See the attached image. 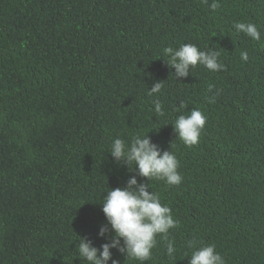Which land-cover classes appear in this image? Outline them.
Masks as SVG:
<instances>
[{
  "label": "trees",
  "instance_id": "16d2710c",
  "mask_svg": "<svg viewBox=\"0 0 264 264\" xmlns=\"http://www.w3.org/2000/svg\"><path fill=\"white\" fill-rule=\"evenodd\" d=\"M217 2L0 0V264H86L79 237L109 242L100 203L136 175L109 145L138 134L179 161L181 184L149 180L179 222L168 233L177 251L158 235L149 260L113 258L188 264L195 241L226 264H264V0ZM241 21L261 39L237 33ZM183 43L214 48L225 68L197 65L178 81L162 50ZM181 102L207 117L193 146L173 130Z\"/></svg>",
  "mask_w": 264,
  "mask_h": 264
},
{
  "label": "clouds",
  "instance_id": "9594fccd",
  "mask_svg": "<svg viewBox=\"0 0 264 264\" xmlns=\"http://www.w3.org/2000/svg\"><path fill=\"white\" fill-rule=\"evenodd\" d=\"M207 4L208 0H202ZM212 10L219 7L217 0H212L209 5ZM234 28L237 33H243L252 40L259 41L261 33L258 27L251 22H235ZM164 59L170 68H174L175 78L189 75V70L197 65L209 71L217 72L225 68L220 61V52L209 47L201 50L192 43L180 44L177 48L171 46L162 50ZM242 61L248 60V53L241 52ZM178 80V79H177ZM179 81V80H178ZM213 85L208 86L211 93ZM162 81L156 82L148 90L149 96L161 93ZM218 94V93H217ZM215 101V95L209 97V102ZM154 111L163 116L162 104L156 100ZM185 103L181 102V114L174 121L173 130L177 137L187 146L198 143L205 128L207 117L198 108H193L184 113ZM111 157L119 165H126L130 172H135L121 187H108L107 195L103 197L101 208L106 218L98 235L101 238L107 236L109 242L95 246L90 239L79 237L76 245L77 257L86 264H119L113 258V249H116L126 258L138 261H147L151 258L152 250L157 243V236L167 241L166 251L169 257H173L177 251L175 242L169 239L170 229L176 228L179 222L174 218L172 210L166 204L161 203L158 193L149 191V180L164 181L167 185H179L182 176L178 171L179 161L171 150H161L146 135H135L130 141L114 138L108 149ZM134 165V167H133ZM137 175L147 178L148 183L139 182ZM187 247L191 249L188 264H226L224 257L216 251L214 244H199L188 241Z\"/></svg>",
  "mask_w": 264,
  "mask_h": 264
}]
</instances>
